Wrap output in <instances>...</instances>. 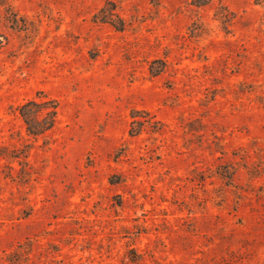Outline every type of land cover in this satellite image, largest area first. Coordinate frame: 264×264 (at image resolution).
<instances>
[{"label":"rangeland","instance_id":"rangeland-1","mask_svg":"<svg viewBox=\"0 0 264 264\" xmlns=\"http://www.w3.org/2000/svg\"><path fill=\"white\" fill-rule=\"evenodd\" d=\"M0 264H264V2L0 0Z\"/></svg>","mask_w":264,"mask_h":264},{"label":"trees","instance_id":"trees-1","mask_svg":"<svg viewBox=\"0 0 264 264\" xmlns=\"http://www.w3.org/2000/svg\"><path fill=\"white\" fill-rule=\"evenodd\" d=\"M209 1L196 0L197 4H204ZM256 1L264 2V0ZM102 18H107L109 21L113 20L110 15H103ZM18 109L20 116L26 124L28 133L38 137L55 126L58 120L59 101L56 98L45 95L43 97H32L21 103Z\"/></svg>","mask_w":264,"mask_h":264}]
</instances>
